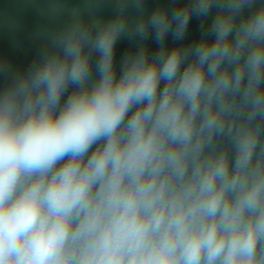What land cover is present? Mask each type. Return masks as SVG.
<instances>
[{"label":"clouds","instance_id":"obj_1","mask_svg":"<svg viewBox=\"0 0 264 264\" xmlns=\"http://www.w3.org/2000/svg\"><path fill=\"white\" fill-rule=\"evenodd\" d=\"M33 2L61 23L0 58V264H264V0Z\"/></svg>","mask_w":264,"mask_h":264},{"label":"water","instance_id":"obj_2","mask_svg":"<svg viewBox=\"0 0 264 264\" xmlns=\"http://www.w3.org/2000/svg\"><path fill=\"white\" fill-rule=\"evenodd\" d=\"M43 2V0H36ZM82 0H67L69 6H78ZM148 11H152L158 4H168V0H146ZM104 19H109L115 14L111 0H106L98 13ZM215 14L213 10L212 15ZM247 14V13H245ZM211 16L209 17V21ZM61 21L49 22L42 16L33 0H0V58L6 59L13 70L23 71L36 57L43 46V41L36 36V33L43 27L54 29ZM201 20L193 17L190 22L188 34L182 43L188 44L199 39V24ZM177 43L169 36L168 47L171 48ZM150 52L157 50L156 43L150 38L148 41ZM135 45L128 40L122 39L118 42L116 49V63L119 65L121 57ZM95 59V57H94ZM119 74V72H118ZM93 77L96 78L95 72ZM9 81V76L0 72V88H3ZM72 89H69V92ZM66 98V97H65Z\"/></svg>","mask_w":264,"mask_h":264}]
</instances>
